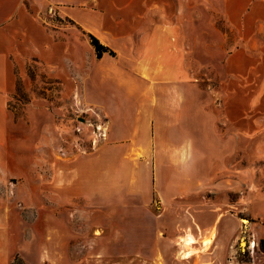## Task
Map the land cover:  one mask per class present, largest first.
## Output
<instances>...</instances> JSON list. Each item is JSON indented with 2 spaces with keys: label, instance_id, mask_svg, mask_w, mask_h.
Masks as SVG:
<instances>
[{
  "label": "rangeland",
  "instance_id": "374dc122",
  "mask_svg": "<svg viewBox=\"0 0 264 264\" xmlns=\"http://www.w3.org/2000/svg\"><path fill=\"white\" fill-rule=\"evenodd\" d=\"M34 4L0 264H264V40L246 0H121L91 26Z\"/></svg>",
  "mask_w": 264,
  "mask_h": 264
},
{
  "label": "crops",
  "instance_id": "0c3cea01",
  "mask_svg": "<svg viewBox=\"0 0 264 264\" xmlns=\"http://www.w3.org/2000/svg\"><path fill=\"white\" fill-rule=\"evenodd\" d=\"M59 9L65 16L80 24L95 25V21H86L91 11H99L106 15L110 4L121 0H47ZM134 9L144 11L167 10L168 0H128ZM153 3V5H152ZM246 16L258 20L255 23L259 40H264V0H246ZM34 0H0V182L3 181L1 173L8 166V138L19 122L12 117L7 109L9 96L14 90V66L22 67L25 58L35 54V45L38 39L34 37L33 13ZM113 10L114 5L111 6ZM241 7L240 9H242ZM224 13L227 14L228 5L225 4ZM149 18V17H148ZM243 40V39H242ZM28 164L23 168L28 169ZM93 201V200H92ZM94 201L98 203L96 198ZM97 207V206H96ZM7 231L6 216L0 213V233ZM189 258V257H188Z\"/></svg>",
  "mask_w": 264,
  "mask_h": 264
},
{
  "label": "trees",
  "instance_id": "16d2710c",
  "mask_svg": "<svg viewBox=\"0 0 264 264\" xmlns=\"http://www.w3.org/2000/svg\"><path fill=\"white\" fill-rule=\"evenodd\" d=\"M90 44L94 48L97 58H102L104 54H110L114 56V52L108 48L107 46L103 45L98 38H96L92 34H88ZM263 249H264V241H263Z\"/></svg>",
  "mask_w": 264,
  "mask_h": 264
},
{
  "label": "bare ground",
  "instance_id": "6f19581e",
  "mask_svg": "<svg viewBox=\"0 0 264 264\" xmlns=\"http://www.w3.org/2000/svg\"><path fill=\"white\" fill-rule=\"evenodd\" d=\"M183 241H184V239L181 242H183ZM191 243H194V241H191ZM210 243H211V240L206 241L205 246H208ZM254 246H255V243H254ZM186 256H189V254H186Z\"/></svg>",
  "mask_w": 264,
  "mask_h": 264
}]
</instances>
